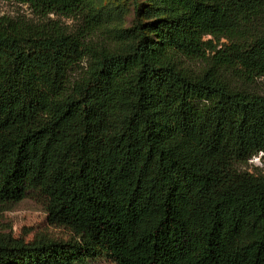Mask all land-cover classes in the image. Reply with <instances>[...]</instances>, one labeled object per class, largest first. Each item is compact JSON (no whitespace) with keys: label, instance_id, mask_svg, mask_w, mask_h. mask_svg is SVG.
<instances>
[{"label":"trees","instance_id":"16d2710c","mask_svg":"<svg viewBox=\"0 0 264 264\" xmlns=\"http://www.w3.org/2000/svg\"><path fill=\"white\" fill-rule=\"evenodd\" d=\"M3 1L36 21L0 16V214L69 237L0 264H264V0Z\"/></svg>","mask_w":264,"mask_h":264},{"label":"rangeland","instance_id":"374dc122","mask_svg":"<svg viewBox=\"0 0 264 264\" xmlns=\"http://www.w3.org/2000/svg\"><path fill=\"white\" fill-rule=\"evenodd\" d=\"M102 6H115L117 8H129V4L124 5L123 1L119 0H100ZM0 16L17 17L22 16L27 19L35 20L36 18L31 14L26 5L0 0ZM127 22L131 21L130 12L127 13ZM68 25H73L72 22L62 20ZM224 42V41H221ZM86 66V60L78 65H75L71 71V77L76 78L82 73V69ZM245 89L250 92L264 96V78L255 80ZM238 170L247 172L252 175L264 176V155L259 153L251 157L246 164L239 165ZM47 214L43 205L32 198H27L10 211L0 214V234H11L15 238L23 237L26 241H30L32 237L38 232H47L50 236L56 239H68L69 234L65 230L55 229L50 227L46 221ZM85 264H112L105 260H89Z\"/></svg>","mask_w":264,"mask_h":264}]
</instances>
